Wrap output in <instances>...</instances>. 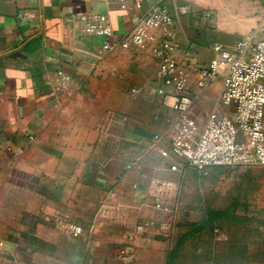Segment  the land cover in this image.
<instances>
[{
	"label": "crops",
	"instance_id": "1",
	"mask_svg": "<svg viewBox=\"0 0 264 264\" xmlns=\"http://www.w3.org/2000/svg\"><path fill=\"white\" fill-rule=\"evenodd\" d=\"M156 4L177 19L178 45L207 64L212 44L180 20V0H0V264H184L191 231L179 230L182 170H171L182 162L164 121L173 99L150 95L157 62L102 52L104 39L82 32L105 15L115 38L127 35ZM59 69L74 82L53 95L48 81ZM193 90L196 112L218 102L221 82L206 95ZM158 183L169 185L171 216L154 207Z\"/></svg>",
	"mask_w": 264,
	"mask_h": 264
},
{
	"label": "built area",
	"instance_id": "2",
	"mask_svg": "<svg viewBox=\"0 0 264 264\" xmlns=\"http://www.w3.org/2000/svg\"><path fill=\"white\" fill-rule=\"evenodd\" d=\"M136 7L141 8L139 4ZM177 11L180 17L191 9L183 4ZM176 25L177 19L169 8L156 4L147 14L134 17V28L127 35L115 38L105 15H96L82 32L102 37V52L132 51L156 60V84L150 95L173 99L164 121L172 132V154L182 163L172 165V171L183 170L185 165L198 169L264 167V40L243 38L233 46L213 43L212 58L207 64H200L190 49H183L176 42ZM73 82L68 72L59 69L48 85L54 95L69 92ZM217 82H221L217 105L201 123L194 112L198 95L193 88L204 92ZM131 94L137 96L139 90L133 88ZM221 106L230 109L231 115L223 113ZM160 119L159 115L155 117ZM162 139L159 133L153 138L155 143ZM154 193L155 209L173 215L174 205L168 202L169 185L156 184ZM153 224H140L137 231ZM169 225L170 221H165L162 229ZM65 230L74 237L84 232L74 224H67ZM120 257L131 259L132 253L122 250Z\"/></svg>",
	"mask_w": 264,
	"mask_h": 264
},
{
	"label": "rangeland",
	"instance_id": "3",
	"mask_svg": "<svg viewBox=\"0 0 264 264\" xmlns=\"http://www.w3.org/2000/svg\"><path fill=\"white\" fill-rule=\"evenodd\" d=\"M180 2L191 9L188 14L181 15L180 20L196 25L193 33L201 31L208 44L217 42L233 46L243 38L255 42L264 40V0ZM191 37L195 39L197 35ZM204 94L208 92H202ZM215 104L217 101L213 100L196 110L201 123L214 110ZM221 108L223 113L231 115L230 109ZM179 186L176 206L184 215L179 230L191 231L179 261L184 264L211 261L216 264H264V167L198 169L185 165ZM232 203L239 206L234 213L218 216ZM205 221L207 227L202 225Z\"/></svg>",
	"mask_w": 264,
	"mask_h": 264
},
{
	"label": "trees",
	"instance_id": "4",
	"mask_svg": "<svg viewBox=\"0 0 264 264\" xmlns=\"http://www.w3.org/2000/svg\"><path fill=\"white\" fill-rule=\"evenodd\" d=\"M238 208H239L238 205L232 203L230 205V207L224 212V214L223 213H218V216H220V217H226L227 215H230L231 212L234 213ZM244 210H245V208H244ZM202 225H204V227H207L208 226V223L205 221Z\"/></svg>",
	"mask_w": 264,
	"mask_h": 264
}]
</instances>
